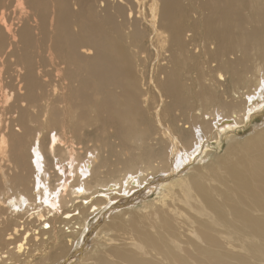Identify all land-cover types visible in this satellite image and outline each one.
I'll return each instance as SVG.
<instances>
[{
  "label": "bare ground",
  "instance_id": "1",
  "mask_svg": "<svg viewBox=\"0 0 264 264\" xmlns=\"http://www.w3.org/2000/svg\"><path fill=\"white\" fill-rule=\"evenodd\" d=\"M260 108L264 0H0V264H264Z\"/></svg>",
  "mask_w": 264,
  "mask_h": 264
},
{
  "label": "rangeland",
  "instance_id": "2",
  "mask_svg": "<svg viewBox=\"0 0 264 264\" xmlns=\"http://www.w3.org/2000/svg\"><path fill=\"white\" fill-rule=\"evenodd\" d=\"M163 62H165V61H161L159 63L160 64V67H159L160 70H162V66L166 65V64H162L161 65V63H163ZM196 100H198V99H196ZM263 125H264V108H260V109H257L254 112V114L252 115V118H248L247 117L245 122L239 124L238 126H232L231 129L222 132L220 134V137L218 138V141H216V142L215 141H213V142L211 141L210 142L211 146H209L208 149L206 148V150L210 149L208 157L206 156V157H204V159H202V157L199 156L196 159V161L194 163H192L190 166L192 167L193 165L201 164V161L202 162H207V161L209 162L210 160L215 159V157L217 155H220V154L224 153V151L228 147V145L230 143V140H231V137L233 135L236 136V139L238 141H241V140H244L246 137H248V136L252 135L253 133H255V131L261 130L262 128H259V127H261ZM93 128L94 127L88 126L87 129L85 128L84 131H82V132L80 131L78 133V134L82 135L81 133L85 132V134L88 135V136H86V135L83 136V138H85V139H83V141H85L86 143L88 142V139L90 140L91 136H92L91 137L92 142H90V143H92V144H101L104 137H108V136H111V135L116 136V135L113 134V131H110V130H105V131L101 130L103 132V134L100 133L99 131L93 133L91 131V129H93ZM76 139H77V137H76ZM111 140L113 141L114 138H111ZM70 142H71V140H70ZM117 149H118V146L116 148H112V147L109 148V149L107 148L106 149V151H107L106 153H109V154L114 156L115 153L120 150V149H118V150ZM204 153H206V152H204ZM204 153H203V155H205ZM188 167H187V169H188ZM178 174H180V173H178ZM175 178H177V176L173 177V180ZM156 179L157 178H155L154 180H156ZM159 182L160 181H158V182H155V181L148 182L147 183V188L150 187V186H153V188H151L152 190H150V192H147V194L146 193H144V194L142 193V192H144V189H145V187H143V189L141 191L137 190L136 194H131V196L128 195V194L123 195V197L125 199L124 198H122V199L119 198L120 196L113 197V199H114L113 201L114 202L113 203L110 202L109 204H106L103 213L102 214H97V215L95 214L93 219H91L88 222V223H90L89 229H86V231L84 233H82L79 236V238H78V240L80 239L79 240V245L81 247L86 246L87 244L85 242H87L88 240H92L93 237L96 235V232L100 229V227L106 221H108V219L113 214H115L118 211L130 208V207H134V206H136L138 208V210L140 209L142 212L149 210L148 209L149 207H145V205H143V204H144L145 200H147V201H149L150 199L153 200L157 196H159V195H161L163 193V192H158V190L160 191L161 186H163V185L159 184ZM103 191L107 192L106 190H103ZM102 194H104V193H102ZM125 201H129V202L127 204H125L126 203ZM112 206L114 207V209L111 208ZM103 237L105 239V237H106L105 233L102 234V236L100 237L101 241L104 240ZM83 252L84 251H82L81 253H83Z\"/></svg>",
  "mask_w": 264,
  "mask_h": 264
},
{
  "label": "snow or ice",
  "instance_id": "3",
  "mask_svg": "<svg viewBox=\"0 0 264 264\" xmlns=\"http://www.w3.org/2000/svg\"><path fill=\"white\" fill-rule=\"evenodd\" d=\"M81 191H82V189H81Z\"/></svg>",
  "mask_w": 264,
  "mask_h": 264
}]
</instances>
